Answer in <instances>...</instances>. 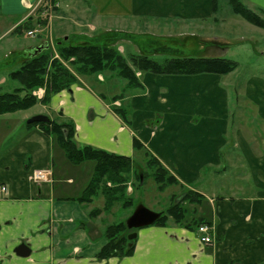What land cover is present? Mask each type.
I'll list each match as a JSON object with an SVG mask.
<instances>
[{
  "label": "crops",
  "instance_id": "1",
  "mask_svg": "<svg viewBox=\"0 0 264 264\" xmlns=\"http://www.w3.org/2000/svg\"><path fill=\"white\" fill-rule=\"evenodd\" d=\"M39 1L0 0V18L11 19V29L33 15ZM55 2L51 25L53 28L55 22L54 39L67 36L72 41L119 31L156 36L163 41L168 37L200 40L201 49L177 46L183 53L198 51L219 56L226 51L221 46L227 44V39L216 33L197 36L186 32L190 30L186 28L172 33L168 30L176 19L185 24L200 20L205 21L203 25L221 23V8L215 12L211 0ZM243 2L264 15V0ZM90 5L88 14L86 8ZM140 17H145L144 29L150 31L130 28ZM158 23L164 30L156 28ZM89 30L95 32L90 34ZM161 31L168 32L159 34ZM130 39L121 40L132 44ZM40 41L44 42L42 38ZM132 45L136 52L140 51ZM33 46L34 42L27 48ZM117 47L125 52L122 44L117 43ZM27 48L16 52L20 63L29 54ZM231 73L145 72L138 76L140 84L131 93L112 91L109 95L108 91L109 96L99 89L102 82L98 79L92 83L83 79L84 85L74 84L53 94L46 104L38 102L17 111L21 113L17 119L10 113L0 114V185L7 187L0 197V264L264 263V86L252 77L244 89H225L223 78ZM116 108L130 110L128 121ZM36 114L71 120L78 145H91L133 159L136 138L173 171L181 186L194 185L200 196L196 206L198 222L193 224L192 219L187 227L168 218L164 225L139 228L132 254L96 258L105 239L99 237L98 222L90 217L92 202L77 200L87 181L78 184L74 169L77 165L66 159L52 136L39 126H26V120ZM195 114L196 120L191 119ZM36 169H49L50 180H34ZM201 222L212 228L209 243L201 242L196 231ZM22 243L29 247L27 257L15 253Z\"/></svg>",
  "mask_w": 264,
  "mask_h": 264
},
{
  "label": "trees",
  "instance_id": "2",
  "mask_svg": "<svg viewBox=\"0 0 264 264\" xmlns=\"http://www.w3.org/2000/svg\"><path fill=\"white\" fill-rule=\"evenodd\" d=\"M46 2L47 0H44L42 4ZM211 2L215 12L218 8H221L219 0H211ZM227 4L233 14L255 26L264 28V20L248 8L243 0H227ZM36 12L37 10L33 14ZM32 16H28L16 25V28L25 29L27 24L35 21V16ZM134 37L133 34L108 31L98 34L97 37L82 36L83 41L80 43H74L73 41L81 37H76L72 41L69 37L67 40L58 38L55 41L56 54H52L49 44L46 49L35 55H33L32 49H27L29 54L24 58V61L20 63L17 69L10 71L8 74L9 78L17 81L19 85L10 92L0 93V114L26 110L38 102L46 104L53 94L69 89L73 84H80L79 78L96 77L98 74H105V72H110L114 76L122 78L127 88H131L140 84L136 76L137 71L159 75H195L201 73L225 75L237 68V62L222 56L181 54L182 50L174 44L176 43L174 41L181 38L175 37H168L164 42L156 40L158 43L156 47L152 46L153 48L147 50L144 48L145 45L140 46L143 49L124 56L119 51L117 43L121 39L131 38L133 41ZM90 41H96L97 43H91ZM150 41L154 42L153 39ZM155 53L166 54L168 57L159 62L151 58ZM19 55L17 54V57ZM69 66L72 67V70L68 68ZM40 86L44 87L45 91L43 96L38 99L31 92ZM115 111L128 121L125 108H116ZM35 125L39 126L47 135L52 136L71 164L78 165L87 160L94 161L90 179L81 195L77 197V200L81 203H91L96 195H102L103 205L94 207V214L90 213V217L94 218L102 211H110L118 202L129 203V200L125 198V191L126 184L131 179V174L135 173L133 158L91 145H78L75 141V125L69 119L50 118L49 122L26 123L27 127ZM133 147L136 150L141 148L136 139L133 140ZM146 156L148 157L146 163L149 166H155L151 177L157 184L158 191L164 190L169 185L179 184L176 178L155 158L148 154ZM135 178L138 185H140L143 183L145 176L139 171L136 172ZM194 197L197 198L196 195ZM189 201L191 199H185V201L183 199V202L180 203L179 200L169 206L166 212L160 211L161 216L154 224L164 225L168 218H172L176 223L187 227L190 226L189 221L192 219L194 222L191 223L196 224L198 222L195 216L197 202ZM125 231L126 235L124 234ZM128 231L125 221L106 225L103 230L105 243L95 254L96 258L108 259L132 254L134 240L129 241L127 239Z\"/></svg>",
  "mask_w": 264,
  "mask_h": 264
},
{
  "label": "rangeland",
  "instance_id": "3",
  "mask_svg": "<svg viewBox=\"0 0 264 264\" xmlns=\"http://www.w3.org/2000/svg\"><path fill=\"white\" fill-rule=\"evenodd\" d=\"M219 4L221 7V18H222L221 23L215 25H203L205 21L200 20V21H192V22L188 21L191 24H185V22L181 21L180 19H176L173 20L174 22L171 23V25H169L170 29L168 30L172 33L173 31L177 32V31H181L183 28H186V29H190L186 32L195 34L197 36H205V34H209V33H216L217 35L224 36L227 39V44L222 45L221 47L226 48V51L224 54H221L219 56L237 62V68L229 76L223 78L224 80L222 82V86L225 89H244V87H246V85L248 84L249 80L252 79V77H255V80L260 81L261 85L264 86V28L255 26L247 22L245 19L241 18L240 16L233 14L227 4V0H219ZM80 5L85 6L84 3H80ZM43 9H44L43 6H39L37 8L38 13L36 12L37 14L36 13L33 14L35 16V21L34 22L31 21L29 24H27V27L25 29L16 28V25H18L20 22L16 24L13 28L8 29L12 20L11 19L5 20L0 18V93L10 92L16 86L19 85L17 81L11 80L8 76L10 71L17 69L20 65L21 60H18L20 58H17V54L19 53L16 54V52H19L22 48L26 49L28 47V44L32 42H34V45H38L41 42L40 38H42V41L48 42L52 54H56L55 41L57 38L54 39V37L52 36V34L55 33V29H56L55 22L53 28L51 27L52 19H54V11L52 9V11L47 12L46 14H42L41 11ZM91 9H92L91 5L89 8H86V10H88V14H91ZM254 12L261 19L264 20L263 14L256 11ZM31 17L33 16L31 15ZM229 17L238 19L241 22V24L239 25L238 23L240 22L235 19H227ZM144 19L145 17H140L138 19H135L137 23L136 26L130 28L135 29V31H139V30L142 31V29L146 31H150L151 29H144L146 27ZM156 28H158L159 30H164V27L162 25H159V23L157 24ZM13 29L15 30L13 31ZM28 29L34 30L33 31L34 34L27 35ZM90 31L91 30H89L88 32ZM94 32H90V34L91 33L93 34ZM167 32L168 31H161L159 32V34H166ZM151 39L154 40L153 43L150 41ZM164 39L166 40V38ZM156 40L157 41L160 40V42H164L163 40L158 39L156 36H147V35L139 34L134 37V40L131 43L136 45L139 49H141V47L143 46L142 42H144L145 43L144 48L150 50L152 46L156 47V45L158 44ZM82 41L83 39L81 37L74 39L73 42L80 43ZM90 42L97 43L96 41H90ZM119 43L122 44L123 47H125L124 53L118 48L119 51L123 53L124 56H128V54L130 53H136V48L132 44H127L123 40H121ZM200 43H201L200 40H198L197 38H189L185 40L179 39L174 44H176L175 46H178L181 49L191 47L192 48L191 50H196V49H201L198 48ZM181 54H200V53L198 51H192L190 53L187 52L183 53V51H181ZM18 57H20V55ZM167 57L168 55L166 54H158V55L153 54L151 56V58L159 62L164 61L165 58ZM68 68L72 70V67L69 66ZM139 75L140 72H136V76L138 77ZM95 78L98 79V81L102 82V85L99 86V89L101 88L100 90L105 91L107 95H108V91L110 95L112 91L113 92L115 91L116 93L121 91L123 92V94H127L135 90L132 89L133 87L127 88L125 81L122 78L116 77L110 72H105V74H98L96 77H90V78L81 77L79 78L80 84L84 85L83 79L88 80L89 82L92 83L93 79ZM93 84L95 86L97 85V83H93ZM95 86H93L94 89ZM123 87L124 89H122ZM33 110L34 108L28 111L31 112ZM126 112H127V117L129 118L130 110L126 108ZM10 114H12V117L14 119L19 118V116L21 115L20 112L18 113L14 112ZM160 114L162 115V113ZM196 117H197L196 114L192 115L191 119L195 118L194 120H196ZM193 123L196 122L193 121ZM254 132L255 133L257 132L256 126L254 127ZM135 139L136 138H133V140ZM138 143L141 145V148L136 150L133 147L134 150H136V153L134 154L135 157L133 159L135 173L131 174V179L126 184L125 198L129 200L128 201L129 203L124 204L123 202H118L113 206V208L110 211H102L94 216L95 220L98 222L101 231L99 232L100 234L99 237L102 238L104 237L103 230L106 225L113 223L116 224L118 222L125 221L127 217L132 213L134 208L140 203L145 205L152 211L166 212L169 206H171L174 202H177L179 200L180 203H182L183 199L184 201L185 199L186 200L191 199V201L189 202H193V201L197 202L200 199V196L197 193L196 188L193 187L194 185L193 186L191 185L189 187L181 186L180 184L181 181L177 178V176L173 173V171L169 167H167L158 157L156 158V156L153 155L149 150H147V148L144 147L139 141ZM141 151H143V155ZM146 152L152 158H155L157 162L160 163L165 169H167L170 172V174H172L176 178L179 184L169 185L168 187H165L164 190L158 191L157 184L153 181L151 177L155 170V166H149L146 163L148 158L146 156L147 154H145ZM92 166H94V161L87 160L78 164L74 168L75 170H77L75 173V178L78 181V184L81 185L86 181L88 183L92 172ZM139 171H141L145 176L143 183L140 185H138V182L135 178L136 172ZM108 185H110V183H108ZM191 194L193 195L191 196ZM194 195H196L197 198H195ZM103 200L104 199L102 195H96L93 198L92 204L90 206L92 209L89 212L94 214L93 208L101 207L103 205ZM195 216L197 217V211ZM132 231L133 230L129 229L127 233L129 234ZM124 234L126 235V231L124 232Z\"/></svg>",
  "mask_w": 264,
  "mask_h": 264
},
{
  "label": "water",
  "instance_id": "4",
  "mask_svg": "<svg viewBox=\"0 0 264 264\" xmlns=\"http://www.w3.org/2000/svg\"><path fill=\"white\" fill-rule=\"evenodd\" d=\"M67 38H68L67 36L63 37L64 40H67ZM47 47L48 44L45 41L39 45L32 47L33 55L41 52ZM49 121L50 118L48 116L44 114H36L29 117L26 120V123L49 122ZM160 216H161L160 212L152 211L151 209L140 203L134 208L132 213L127 217V219L125 220V224L127 229H139L154 224V222L158 220ZM136 237H137L136 231H132L127 235V239L129 241H133L134 239H136ZM15 253L21 257H27L29 254V247L24 243L19 244L15 248Z\"/></svg>",
  "mask_w": 264,
  "mask_h": 264
},
{
  "label": "built area",
  "instance_id": "5",
  "mask_svg": "<svg viewBox=\"0 0 264 264\" xmlns=\"http://www.w3.org/2000/svg\"><path fill=\"white\" fill-rule=\"evenodd\" d=\"M52 2H49L48 9L51 8ZM32 31H29L28 34H32ZM44 93V88L39 87L35 89L32 94L40 98ZM49 169H36L33 171V179L36 181H48L50 178ZM7 191L6 186L0 185V197H2ZM197 232L201 235V241L204 243H209L212 240V228L208 223H201L197 226Z\"/></svg>",
  "mask_w": 264,
  "mask_h": 264
}]
</instances>
